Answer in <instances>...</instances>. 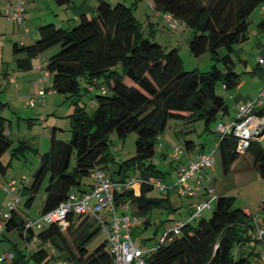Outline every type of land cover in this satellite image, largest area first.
Listing matches in <instances>:
<instances>
[{"label": "trees", "instance_id": "obj_1", "mask_svg": "<svg viewBox=\"0 0 264 264\" xmlns=\"http://www.w3.org/2000/svg\"><path fill=\"white\" fill-rule=\"evenodd\" d=\"M55 1L64 4L70 0ZM141 1L128 4L98 0L94 13L81 15L73 27L43 23L33 43L12 44L15 55L26 54L16 60L19 70L30 69L34 58L59 44L60 47L49 55L45 69L52 77L54 92L68 95L75 104L70 139L61 140L52 133L49 150L41 154L32 172L31 185H24L22 190V194L27 195L26 206H31L46 181V197L40 214L57 207L72 190L85 191L81 187L83 179L96 169L103 170L106 165L110 133L116 132L124 139L135 132V155L123 160L116 176L111 178L126 181L136 177L140 180V190L138 194L134 188L114 192V204L121 210L130 203L128 212L141 217L146 227L150 221L143 216L153 207L175 210L168 193L150 195L155 188L151 182L164 177L152 159L158 151L157 137L166 129L169 120L201 119L208 130L213 123L225 121L228 105L224 96L217 93L216 86L220 83L231 90L239 85L241 73L237 70L234 52L237 45L248 40L249 16L264 5V0H148L149 6L163 16L168 27L165 16L170 14L179 24L182 22L193 30L190 52L194 56L209 53L214 60L206 71L186 70L177 47L167 50L158 41L143 35L141 22L135 15V8ZM81 79L85 86H81ZM87 92H92L95 100L92 115L79 103ZM3 105L0 102V108ZM255 113L264 114V106L258 107ZM234 118L235 115L228 120ZM6 121L0 115L2 174L7 168L2 155L13 144L5 132ZM215 132L222 171L227 174L241 154L237 150L238 139L233 133L220 137L218 131ZM192 143L193 140H187L184 151ZM28 149L22 141L14 148L12 156L24 155ZM247 150L253 155L254 168L264 178V147L257 139H252ZM234 200V196L220 195L210 217L202 215L183 222L179 234L170 241L153 245L142 263L133 264H260L257 248L249 244L264 242V233L261 238L257 236L254 220L257 213L264 230V200L256 213L235 207ZM68 220L65 229L58 223H51L25 233L26 220L16 210L12 211L2 234L16 229L28 243L33 234L39 238L33 252L27 253L14 246L12 264H54L47 243L70 264H113L106 240L89 248L101 229L93 217L72 212Z\"/></svg>", "mask_w": 264, "mask_h": 264}, {"label": "rangeland", "instance_id": "obj_2", "mask_svg": "<svg viewBox=\"0 0 264 264\" xmlns=\"http://www.w3.org/2000/svg\"><path fill=\"white\" fill-rule=\"evenodd\" d=\"M126 3H128L126 1ZM135 15L138 20L141 22V31L144 36H149L153 41H158L164 46L165 49L169 50L173 47H177L179 54L183 60V65L186 70L199 69L201 71L209 70L214 60L211 58L209 53L202 54L200 56H194L189 49V40L193 35V30L180 22L178 29L172 30L168 27L166 21L162 15H159L155 12L148 2H140L139 6L135 8ZM260 8H256L252 14L249 16L250 26H249V40L243 42L240 47L243 49L241 55L234 54V57L239 64L237 70L241 72L244 67H241L242 64L239 59H245L249 56H256L257 47L255 43L262 40V34L257 35V23L260 21ZM79 22V21H78ZM77 22V23H78ZM76 23V24H77ZM74 24V25H76ZM73 25V26H74ZM72 26V27H73ZM10 40L7 38L0 37V70L4 68L10 74H14L12 71L13 67V49ZM60 46L55 45L50 48L52 50L58 49ZM48 50V51H47ZM43 52L44 56L50 50L47 49ZM221 66V63H218ZM250 65L256 67L255 61L252 59ZM243 68V69H242ZM19 77L16 82H9V79L3 77L0 80V102H3L4 105L0 108V115L6 117L7 119H12V122L9 119L6 121L5 130L9 137L13 140L12 146L4 152L2 155V161L7 164L6 172L2 174L0 172V179L4 183L14 180L16 182V187L18 189L13 193H8L2 188H0V219L3 214L7 211H10V200L20 194V190L24 189V185L29 187L32 183V170L37 166L39 162V156L37 152L39 149L41 152L48 150L50 146V132L51 127L56 126L58 129L57 138L61 140H69L71 137V114L74 112L75 104L72 102V99L68 95H64L57 92H52L47 94L45 99V104L37 101L35 106H28L27 101L31 96H36L37 93H31L26 85L17 88V84L22 82L21 75L25 73L20 71ZM243 75L246 76V73L243 72ZM248 78V77H247ZM42 82L46 80L52 81L51 78H41ZM85 82L81 79V86H85ZM42 88L51 90V87H48L46 84L42 85ZM46 86V87H45ZM37 90V88H36ZM216 91L219 94H222L226 99L228 98V93L223 89L222 85L219 83L216 86ZM37 92V91H36ZM92 92H87L82 95L79 103L85 107L87 114L92 115L95 109V101L92 99ZM93 103V104H92ZM44 107L45 114L47 118L44 121L39 119L38 112H41L40 108ZM19 106L20 111L18 112L19 116L22 118L19 124L17 123V113L15 112V107ZM30 118L34 119V124L30 125ZM11 126V129H10ZM216 123H213L208 130L205 128V122L201 119H196L192 121L185 122L179 119H171L168 122L166 129L162 134L157 137V147L158 151L154 155L152 161L158 169H160L164 174L162 182L169 186L167 190H160L158 187H155L150 191L152 196H161L162 193H168L170 200L175 208V210H169L164 207H153L150 209L144 216V220H149L150 223L147 227H144V224L138 223L136 226L132 227V237L134 242L143 247L144 249H150L153 245L160 242V232L163 230V225L170 228H175L177 222H185L190 218L188 211V203L190 199L185 196H181L178 192V188L175 186L177 181V169L175 162L174 151L175 147L179 146L184 150L187 140H193L196 142V146H205L206 151L215 147L218 136L216 131ZM213 131V132H212ZM18 132H25L27 135L22 140H27L31 145L33 144L35 149H28L24 155L12 156L14 148L20 146L22 143L19 139ZM264 134V132H263ZM262 134V135H263ZM261 135V136H262ZM44 136V146L40 147V142ZM137 134L135 132L129 133L124 139H120L116 132H112L109 135V148L108 154L106 157V165L103 168V171L110 177L116 176V171L119 168L120 163L136 153V141ZM47 144V147L46 145ZM49 144V145H48ZM186 152V151H185ZM186 154H180L179 158L182 159ZM26 157V158H25ZM216 163L215 167L212 169V175H214L217 180L224 181L225 177L227 178L226 182L232 183L233 191L231 196L235 197L234 205L235 207L248 208L253 212H257V204L260 198L259 194L264 191V187L259 181L260 178L253 176L251 172H241L236 168L233 172H229L225 175L222 171L219 152H216ZM233 165V164H232ZM232 168V167H231ZM129 174H133L131 170H128ZM24 176L26 177H23ZM94 181L92 176L86 177L83 179L82 188H87V182ZM45 183L42 184L39 192L36 195V198L31 206H26L25 201L27 198L26 193L21 194L19 205L16 212H19L22 218H38L40 215V210L42 209L43 201L46 197L45 193ZM85 183V184H84ZM262 183V182H261ZM264 183V182H263ZM138 186V188L136 187ZM134 189L139 192L140 185L137 183L134 184ZM122 210H119V212ZM212 211L204 210L203 215L205 217H210ZM111 215H107L108 220H110ZM157 227H159L157 229ZM7 232H5L6 234ZM8 239L5 238L2 233H0V256H3L6 252L13 249L14 246H18L19 249L26 248L28 241L24 236L20 234L18 230H12L7 233ZM106 240V235L100 229L96 237L89 244V248L93 249L102 241ZM32 250L35 248V242H29ZM250 250V249H249ZM27 251V250H26ZM259 252V262L264 264V242H259L257 247Z\"/></svg>", "mask_w": 264, "mask_h": 264}, {"label": "built area", "instance_id": "obj_3", "mask_svg": "<svg viewBox=\"0 0 264 264\" xmlns=\"http://www.w3.org/2000/svg\"><path fill=\"white\" fill-rule=\"evenodd\" d=\"M28 0H7L1 8L2 14L11 22L24 24L25 22V4ZM170 27L176 29L179 21L175 20L172 15L165 16ZM26 32H28L26 30ZM38 63L35 65L42 69L43 77H49V72L45 69L46 62L38 57ZM54 92L53 89L48 90L41 88L36 96H31L28 106H35L37 101L45 104L47 94ZM264 105V87L252 99L247 100L237 108L235 118L227 121H221L217 124L216 130L220 137L225 134L233 133L237 141V150L241 153L245 152L252 139H256L255 129L264 130V114H256L255 110ZM216 152H218V144L208 151L202 152L196 158H190L187 164H181L178 167L177 181L175 186L181 196H199L198 202L193 205L192 213L189 220L197 219L203 215L204 210L212 211L219 195L216 191L212 169L216 163ZM180 154H187L179 146L175 147L174 156L179 160ZM94 183L90 190L79 191L72 190L68 197L62 201L54 209L40 214L38 218H29L25 223V233L32 229L37 231L45 225L58 223L62 229L69 225L68 215L75 213L79 216H91L101 226V230L106 235L108 249L113 256V264H133L142 263L144 256L149 254L154 248L144 249L138 246L132 237V227L141 223V217L131 214L128 210L131 208L130 203H126L122 211L119 212L114 204V192H121L128 188H134V184L140 180L136 177L127 179L126 181L113 180L102 169H96L92 173ZM154 187L160 190H167L169 186L165 185L161 180L151 182ZM0 188L8 193H13L16 189L14 180L8 183H0ZM135 190V189H134ZM136 192V190H135ZM21 195H16L10 200V211L3 214L0 219V233L4 231L6 220L11 217V212L17 210ZM107 215H111L108 220ZM254 220L257 224V236L261 238L264 230L260 225V216L254 214ZM183 222L176 224L175 228L165 227L161 231L160 243L170 241L176 234L180 233ZM33 242H38L39 238L33 234ZM49 252L53 258L54 264H70L68 261L58 256L57 250L47 243ZM27 253L30 251V245L27 243ZM15 257L13 251H8L0 260L12 261Z\"/></svg>", "mask_w": 264, "mask_h": 264}, {"label": "crops", "instance_id": "obj_4", "mask_svg": "<svg viewBox=\"0 0 264 264\" xmlns=\"http://www.w3.org/2000/svg\"><path fill=\"white\" fill-rule=\"evenodd\" d=\"M6 1L7 0H0V37L7 38L11 42H18L20 44L33 43L38 37V27L40 24H43V23L52 22L62 28H71L74 24H76L80 20L81 15L86 14L87 16H90L91 14H93L96 9L97 3H98V0H70L69 2L64 3V4H59L55 0H28L25 4V22L24 24H17V23L8 21L7 18L1 13V8ZM11 1H14V0H11ZM108 1L111 3H114L116 1H125V2L127 1L128 4H132L134 0H108ZM141 2H148V0H143ZM259 8H260V15H261L260 19L261 20L258 21L257 23V28H258L257 35L262 34V37H264V25H262V21L264 20V5L259 6ZM26 30L28 32H26ZM241 44L236 46L234 54L241 55L243 53V49L242 47H240ZM255 47H257V50L255 51L256 56H253L254 55L253 54L252 56L248 55L245 59H239V61L242 63L240 64L241 67H244V69L242 68L243 70L240 72L241 77H240L239 85L236 88L231 89V90H227L224 88V86H222L223 89H225L228 93V98L226 99L224 97L228 105V114L224 118L225 121L232 118L236 114L237 108L240 105H242L247 100L254 98L259 93V91L264 87V38L260 40L259 42L255 43ZM52 49H49L50 51L47 52L45 56L43 53L40 55V57L45 62L47 61L49 55L52 52L57 50V49L56 50H52ZM25 55H26L25 53H21L18 55L14 54L13 64H11L13 67L12 71L14 72V74H10L7 70H5L4 68H1L0 80L3 77H6V79H9V82H13V81L16 82L19 77V74H21L20 71H24L25 73L21 75L22 82L17 84L16 86L17 88L21 89V86L26 85L28 90L30 89L29 91L31 93H37L43 87L42 86L43 84H46L48 87L52 88V81H49V82L47 81L46 83L45 82L46 80H44L42 82L41 78H44L42 74V69L35 66L39 62L38 58L33 59V66L28 70H19L17 68V65H16L17 58L24 57ZM252 59L257 64L256 67L250 65V61ZM259 59L261 61H259ZM238 66L239 64L237 63V67ZM243 72L246 73V76L242 74ZM48 78H51V76L49 75ZM45 105H43V107L40 108L41 112H38L39 119L41 121H44L47 118L46 114L44 113L46 109L44 107ZM15 110H16L15 112L17 113V123L19 124V122L22 119L18 114V112L20 111V107L16 106ZM8 119L10 122H12V119L10 118ZM28 120H29V123H31L30 125L34 124L33 118H30ZM10 129H11V126H10ZM53 132L55 133L57 137L58 129L56 126L51 127L50 137ZM18 135L20 137L19 139L25 138L27 135L31 136V134H27L25 132L24 133L18 132ZM256 139L264 147V134ZM21 141H25L26 145L29 146V149H35L34 145L33 144L31 145L27 140L21 139ZM45 145L47 147V144ZM43 146H44V136L42 137V140L40 142V147H43ZM49 147L50 146H48L47 148L48 150H49ZM206 150L207 148H205V146L197 147L196 142L193 141L190 148L186 151L187 154L182 159L179 158V160L175 162L177 171H178V167L181 164H187L190 158H196L198 157L200 153L205 152ZM46 151L47 150H45L44 152ZM44 152H41L39 149V152H37V155L39 156V158L41 154ZM236 168H238V170L241 171L242 173L248 171L249 173L251 172V174H253L254 177L257 176L256 178H260V180H264V178H262L258 174L257 170L254 168L253 155L251 154L249 150H246L245 152L240 154L239 158L233 163L230 171L233 172ZM33 171L34 170H32V172ZM23 177H26V176H24L23 174ZM227 178H229V176L225 177L224 181H221V180L218 181L217 178L213 175L214 183L216 186V191L219 196L220 195H231L233 191V186L235 185V183L226 182ZM256 182H260L262 189H263L264 181H259V179H257ZM0 183H4V182L0 179ZM93 183L94 181L87 182L86 184L87 188H83V190H90ZM17 189H18V186L16 187L15 191ZM136 193L138 194L139 192L136 191ZM21 194H22V190H20L19 195ZM259 196L260 198L258 202L260 204L264 200V191H262V193H260ZM187 198L190 199L189 200L190 203H188V211L190 215L193 205L199 201L200 197L199 196H189ZM259 204H257L256 211H258ZM16 213L18 215L20 214L19 212H16ZM27 219L29 218H26L25 220ZM165 227L166 226L163 225L162 228L164 229ZM7 233L2 234V235L8 239ZM160 235H161V232H160ZM249 245L253 248H257L259 245V242L252 241L250 242ZM34 246L35 248L33 250L30 247V252H33L38 247V243H35ZM16 247L18 248V246ZM23 250L26 252L27 248H23ZM9 251H13V249ZM0 264H12V261L0 260Z\"/></svg>", "mask_w": 264, "mask_h": 264}, {"label": "water", "instance_id": "obj_5", "mask_svg": "<svg viewBox=\"0 0 264 264\" xmlns=\"http://www.w3.org/2000/svg\"><path fill=\"white\" fill-rule=\"evenodd\" d=\"M263 132L264 130L260 131L259 129H255L254 134L256 135L257 138H259L263 134Z\"/></svg>", "mask_w": 264, "mask_h": 264}, {"label": "bare ground", "instance_id": "obj_6", "mask_svg": "<svg viewBox=\"0 0 264 264\" xmlns=\"http://www.w3.org/2000/svg\"><path fill=\"white\" fill-rule=\"evenodd\" d=\"M138 188V186H136ZM139 190V189H138Z\"/></svg>", "mask_w": 264, "mask_h": 264}]
</instances>
